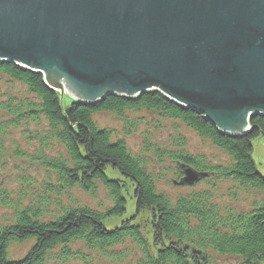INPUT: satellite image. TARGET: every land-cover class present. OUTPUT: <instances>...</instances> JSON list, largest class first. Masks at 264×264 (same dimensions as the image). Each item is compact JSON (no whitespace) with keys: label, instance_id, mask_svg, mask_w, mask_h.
<instances>
[{"label":"trees","instance_id":"obj_1","mask_svg":"<svg viewBox=\"0 0 264 264\" xmlns=\"http://www.w3.org/2000/svg\"><path fill=\"white\" fill-rule=\"evenodd\" d=\"M59 96L41 73L0 59V163L9 145L6 138L11 140L9 136L21 131L19 135L44 148L36 150L38 156L33 159L57 180L55 185L49 180L46 190L33 194L36 205L24 202L27 197L20 188L8 189L10 192L0 189V209L12 210L0 224V264H72L75 260L93 264L91 253L119 261L126 251L112 248L124 243L137 248L135 264H212V254L236 256L241 264H264V176L251 158L252 140L264 138L263 114L249 117L247 134L227 135L203 113L154 89L134 97L108 94L93 103L71 100L67 106ZM141 110L169 119L175 127L183 125L230 159L225 164L208 165L203 157L185 150V140L173 137V149L154 147L153 153L177 164L179 181L183 168L190 167L206 174L202 179H230L238 184L236 188L257 191L261 197L252 201L249 210H231L220 208L209 190L189 191L175 200L159 192L143 156L131 154L123 139L115 137L111 129L99 127L92 118L100 112L113 113L129 134L130 127L140 122L134 121L132 113ZM52 143L56 144L47 148ZM125 183L131 184L136 213L148 214L150 229L146 232L136 222L137 214L112 227L106 225L125 214ZM99 185L107 191L109 206L94 209L55 201L56 210L47 211L52 196L59 199L61 188L78 186L81 192L93 195ZM11 192L16 194L15 200ZM25 242L30 243L28 249L14 258L12 245ZM78 244L84 251L76 248Z\"/></svg>","mask_w":264,"mask_h":264},{"label":"water","instance_id":"obj_2","mask_svg":"<svg viewBox=\"0 0 264 264\" xmlns=\"http://www.w3.org/2000/svg\"><path fill=\"white\" fill-rule=\"evenodd\" d=\"M0 59L73 102L154 89L244 135L264 115V0H0Z\"/></svg>","mask_w":264,"mask_h":264},{"label":"rangeland","instance_id":"obj_3","mask_svg":"<svg viewBox=\"0 0 264 264\" xmlns=\"http://www.w3.org/2000/svg\"><path fill=\"white\" fill-rule=\"evenodd\" d=\"M63 84L64 83L58 80L57 86L67 91V93L64 92V95L60 97L63 106H67L72 100L71 95H73L76 99L77 97L74 93L66 89L64 87L65 84ZM13 87H19V85H13ZM55 90L59 92L58 89ZM132 114L135 115L134 121L137 119L139 121L140 119V122L137 123L136 121L137 125L130 127L129 134H125V131L122 128V121L119 120L113 113L100 112L93 115L92 118L99 127L111 129L115 137L123 139L131 154L143 156L148 171L154 174L157 190L168 196L171 200H175L177 196L188 193L189 191L209 190L213 194V201L217 203L220 208H230L231 210H249L252 201L261 197L257 191L236 188L238 184L230 179L220 178L218 180H214L213 176L204 179L198 178L192 184L185 186L177 184V182H179L177 177L179 176V173H177V164L165 157H163L164 160H160L153 153L154 147L172 148L173 137L185 140V150H187L189 154L203 157L208 165H215L217 163L225 164L228 163L230 159L222 150L213 146L210 141L199 137L196 133L192 132L183 125L178 124V126L175 127L176 124L169 119L161 120L154 113L143 110ZM247 129L248 125L246 126V130ZM19 133L9 136L11 137V140L6 138V140L8 139L6 143L9 142V145H6L7 153L4 155L3 162L0 163V189H5L6 191H8V189H13V191H17L20 188L27 197L24 202L27 203L28 201H32L33 204L36 205V196L33 194L37 192L42 193L46 190L49 180H51L50 182L52 185H55L57 180L55 174L42 168L39 163L33 159L38 156L36 152L40 148H44L38 145V142L29 141L28 139H25V137L19 135ZM251 143V158L255 164L256 170L264 176V138H254ZM55 144L56 143H52V145L47 144L46 146L47 148H50ZM16 147L19 148L20 152L23 154L22 156H16V154L20 153ZM144 147L148 149L147 152H144ZM213 180L214 183L212 182ZM209 181L211 182L209 183ZM125 184L127 185V187L124 188L127 199L125 214L121 217L112 218L109 221H106V225L112 227L129 216L137 214L138 216L136 217V222L140 223L142 228L145 227L143 232H146L150 229L148 214L144 212L136 213L134 199H132L131 194V184ZM59 192L60 194L58 200H56L57 198L55 196H52V199L48 203L47 211L51 210L53 213L57 208L55 205L57 201L61 205L74 207L87 205L94 209H103L111 203L107 197V191L100 185L93 195L81 192L78 186L64 187L61 188ZM233 194L236 198L233 197ZM11 197L15 200L17 196L15 193H12ZM11 213V209L1 208L0 224L4 223L5 219L9 218ZM29 246V242L19 245L14 244L11 247L10 254H12L14 258L20 257V255L25 252ZM76 248H80L84 251V247L82 245L78 244L76 245ZM112 249L116 252L126 251L127 255L122 260L114 261L112 259L104 258L96 253H91L93 257L92 263H136L138 251L132 244L124 243ZM71 263L81 264L79 260L72 261ZM47 264L53 263L50 262ZM212 264H241V261L238 257L233 255L220 256L212 254Z\"/></svg>","mask_w":264,"mask_h":264},{"label":"bare ground","instance_id":"obj_4","mask_svg":"<svg viewBox=\"0 0 264 264\" xmlns=\"http://www.w3.org/2000/svg\"><path fill=\"white\" fill-rule=\"evenodd\" d=\"M62 83H64V82H62ZM63 85H64V84H63ZM64 87H65V86H64ZM240 127H242V130H244V128H245L244 125H240Z\"/></svg>","mask_w":264,"mask_h":264}]
</instances>
